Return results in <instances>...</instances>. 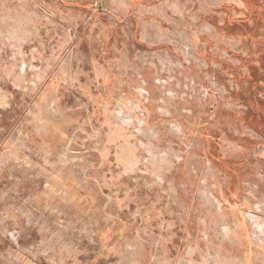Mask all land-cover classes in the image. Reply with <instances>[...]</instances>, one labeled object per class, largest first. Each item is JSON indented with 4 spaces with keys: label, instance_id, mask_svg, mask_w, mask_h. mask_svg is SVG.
Instances as JSON below:
<instances>
[{
    "label": "rangeland",
    "instance_id": "rangeland-1",
    "mask_svg": "<svg viewBox=\"0 0 264 264\" xmlns=\"http://www.w3.org/2000/svg\"><path fill=\"white\" fill-rule=\"evenodd\" d=\"M0 264H264V0H0Z\"/></svg>",
    "mask_w": 264,
    "mask_h": 264
}]
</instances>
